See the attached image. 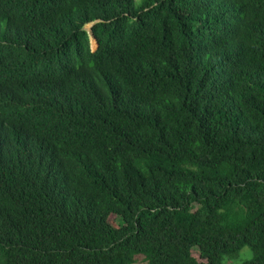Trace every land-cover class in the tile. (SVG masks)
<instances>
[{"label": "trees", "instance_id": "obj_1", "mask_svg": "<svg viewBox=\"0 0 264 264\" xmlns=\"http://www.w3.org/2000/svg\"><path fill=\"white\" fill-rule=\"evenodd\" d=\"M0 264H264V0H0Z\"/></svg>", "mask_w": 264, "mask_h": 264}, {"label": "clouds", "instance_id": "obj_2", "mask_svg": "<svg viewBox=\"0 0 264 264\" xmlns=\"http://www.w3.org/2000/svg\"><path fill=\"white\" fill-rule=\"evenodd\" d=\"M242 22H243V16H238L237 17L236 15L231 16L230 18H227V19L222 20L220 22L218 21V23L221 24V28H224L223 29L224 31H226V29H227L230 32H239L240 27L242 25ZM91 24H93V23H91ZM221 28L219 30H221ZM88 32H89L90 40H91V36H92L94 38V41H96L94 35L91 32V28H90V30ZM95 45H96V43H95ZM97 46H98V43L95 46V49L97 48ZM95 49H93V50H95Z\"/></svg>", "mask_w": 264, "mask_h": 264}, {"label": "rangeland", "instance_id": "obj_3", "mask_svg": "<svg viewBox=\"0 0 264 264\" xmlns=\"http://www.w3.org/2000/svg\"><path fill=\"white\" fill-rule=\"evenodd\" d=\"M91 25H92V24H88V25H86V26H85V29H86L87 31H89L90 28H91ZM90 43H91L92 48L95 49V41H94V39H93L92 36H91ZM111 219H114V216L111 217Z\"/></svg>", "mask_w": 264, "mask_h": 264}, {"label": "water", "instance_id": "obj_4", "mask_svg": "<svg viewBox=\"0 0 264 264\" xmlns=\"http://www.w3.org/2000/svg\"><path fill=\"white\" fill-rule=\"evenodd\" d=\"M93 39H94V38H93ZM95 43H96V45H97V42H96V41H95ZM96 45H95V46H96Z\"/></svg>", "mask_w": 264, "mask_h": 264}]
</instances>
